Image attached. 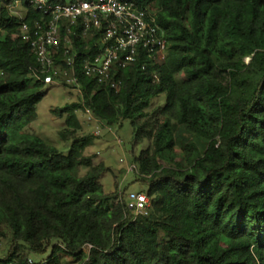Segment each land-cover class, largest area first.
Instances as JSON below:
<instances>
[{
    "label": "trees",
    "instance_id": "16d2710c",
    "mask_svg": "<svg viewBox=\"0 0 264 264\" xmlns=\"http://www.w3.org/2000/svg\"><path fill=\"white\" fill-rule=\"evenodd\" d=\"M14 1L0 0V264L47 251L31 264H264V0H137L155 12L163 59L118 70L117 89L82 76L78 59L79 101L55 112L66 154L24 131L43 84ZM79 109L107 126L130 120L147 140L146 216L103 192V162L84 155L92 137L75 136Z\"/></svg>",
    "mask_w": 264,
    "mask_h": 264
},
{
    "label": "built area",
    "instance_id": "2783aa9c",
    "mask_svg": "<svg viewBox=\"0 0 264 264\" xmlns=\"http://www.w3.org/2000/svg\"><path fill=\"white\" fill-rule=\"evenodd\" d=\"M24 1L27 7L23 11L12 12L15 5H22L19 0L9 9L20 18L19 35L35 55L39 66L37 78L43 85L62 84L81 95L76 75L79 59L82 76L117 89L119 81L114 76L118 70L133 65L141 56L154 63L163 59L166 40L156 23L155 12L137 0ZM28 10L41 15L31 25L26 20ZM73 36L85 42L92 37V47L87 42L86 50L78 52ZM90 51L93 55H89ZM125 206L133 217L146 216L149 200L142 192L128 193ZM31 263L28 259L25 264Z\"/></svg>",
    "mask_w": 264,
    "mask_h": 264
},
{
    "label": "rangeland",
    "instance_id": "374dc122",
    "mask_svg": "<svg viewBox=\"0 0 264 264\" xmlns=\"http://www.w3.org/2000/svg\"><path fill=\"white\" fill-rule=\"evenodd\" d=\"M23 7L18 4L12 8V12H21ZM247 61V59H246ZM39 101L35 105L36 119L28 124L24 131L38 136L47 144L54 146L60 152L66 154L70 142H63L59 138V131L64 125V116L59 117L55 112L77 103L79 96L76 91L62 84L43 85L38 90ZM164 104L163 95L156 98L149 112H154L158 106ZM81 128L76 132L77 137L91 136L92 144L86 147L84 155L92 157V163L103 162L105 171L99 178V184L104 193L115 191L123 192L126 199L128 193L142 192L147 194L148 185L142 181L139 173L138 157L147 146V140L136 142L134 140L133 125L130 120H122L117 124L105 128L100 121L88 112L81 109L76 111ZM143 119L140 120L142 122ZM151 123V122H150ZM82 170L81 173H84ZM119 195V194H118ZM118 197L105 203L115 202ZM161 238H164L161 236ZM2 247V245L0 246ZM47 251L43 256L29 255L28 259L40 261L49 256ZM65 264H76L71 258H64Z\"/></svg>",
    "mask_w": 264,
    "mask_h": 264
}]
</instances>
